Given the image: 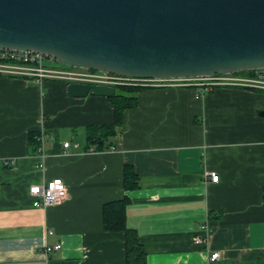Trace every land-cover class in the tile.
<instances>
[{
    "label": "crops",
    "instance_id": "0c3cea01",
    "mask_svg": "<svg viewBox=\"0 0 264 264\" xmlns=\"http://www.w3.org/2000/svg\"><path fill=\"white\" fill-rule=\"evenodd\" d=\"M68 83L0 75V264H126L124 233L102 221L123 197L146 264H264L263 92L142 88L116 147L94 151L86 128L114 123L111 102L68 96ZM41 131L40 153L29 135ZM125 166L138 188H124ZM55 177L66 199L33 206L29 187Z\"/></svg>",
    "mask_w": 264,
    "mask_h": 264
},
{
    "label": "water",
    "instance_id": "95a60500",
    "mask_svg": "<svg viewBox=\"0 0 264 264\" xmlns=\"http://www.w3.org/2000/svg\"><path fill=\"white\" fill-rule=\"evenodd\" d=\"M0 48L125 77L253 70L264 67V0H0ZM115 92L66 85L72 97Z\"/></svg>",
    "mask_w": 264,
    "mask_h": 264
},
{
    "label": "built area",
    "instance_id": "2783aa9c",
    "mask_svg": "<svg viewBox=\"0 0 264 264\" xmlns=\"http://www.w3.org/2000/svg\"><path fill=\"white\" fill-rule=\"evenodd\" d=\"M251 75L236 73L214 74L202 77L184 78H138L125 77L113 73L101 72L81 67L63 66L52 55L32 50L0 48V75H9L30 79L35 82L44 80H61L65 82H83L106 85H135L142 87H193L198 95L216 86H233L264 91V67L252 70ZM38 152H43L44 133L38 137ZM69 141L63 143L69 148ZM4 165L11 166V160H4ZM211 181H218V174L210 173ZM32 204L35 207H49L64 201L68 195L65 183L60 177H55L45 183L33 184L29 187ZM205 227V226H204ZM60 244L53 247L45 246L44 252L60 248ZM219 253H213L211 259L218 258Z\"/></svg>",
    "mask_w": 264,
    "mask_h": 264
},
{
    "label": "trees",
    "instance_id": "16d2710c",
    "mask_svg": "<svg viewBox=\"0 0 264 264\" xmlns=\"http://www.w3.org/2000/svg\"><path fill=\"white\" fill-rule=\"evenodd\" d=\"M65 66L64 64H61ZM67 66V65H66ZM252 70H243L237 72L240 75H251ZM114 95L108 96L114 110L115 121L112 124L100 126H88L86 128V143L87 149L94 151H103L116 147L112 138L117 134L121 123L122 113L126 108H132L137 104V92L142 86L135 85H117ZM193 88V87H192ZM264 93L263 90H260ZM39 132L30 133L29 142L35 145L37 150L39 141ZM113 147V148H114ZM138 175L132 167L125 166L124 168V188L133 190L138 188ZM262 199L264 201V188H262ZM129 203L127 197L108 201L102 206V221L106 231L123 232L125 237V256L126 264H146V256L142 245L139 243L136 232L126 225V207Z\"/></svg>",
    "mask_w": 264,
    "mask_h": 264
},
{
    "label": "rangeland",
    "instance_id": "374dc122",
    "mask_svg": "<svg viewBox=\"0 0 264 264\" xmlns=\"http://www.w3.org/2000/svg\"><path fill=\"white\" fill-rule=\"evenodd\" d=\"M132 86V85H131Z\"/></svg>",
    "mask_w": 264,
    "mask_h": 264
}]
</instances>
